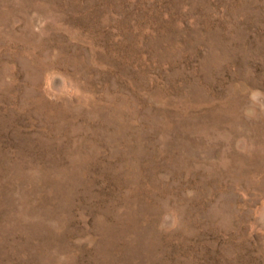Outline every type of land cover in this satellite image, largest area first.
Returning a JSON list of instances; mask_svg holds the SVG:
<instances>
[{
	"label": "rangeland",
	"instance_id": "obj_1",
	"mask_svg": "<svg viewBox=\"0 0 264 264\" xmlns=\"http://www.w3.org/2000/svg\"><path fill=\"white\" fill-rule=\"evenodd\" d=\"M0 264H264V0H0Z\"/></svg>",
	"mask_w": 264,
	"mask_h": 264
}]
</instances>
